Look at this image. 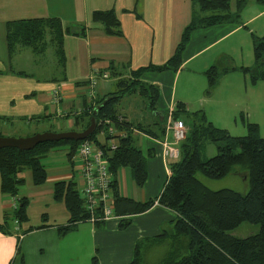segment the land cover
Returning <instances> with one entry per match:
<instances>
[{
  "label": "crops",
  "instance_id": "1",
  "mask_svg": "<svg viewBox=\"0 0 264 264\" xmlns=\"http://www.w3.org/2000/svg\"><path fill=\"white\" fill-rule=\"evenodd\" d=\"M252 1L257 5L263 4V7H259L254 15L243 17L241 20L237 19L235 23H224L194 30L190 34L189 41L181 55V65L176 72L148 70L142 73L141 82L154 85L159 89V101L155 115L173 112L178 103L183 104L189 112L197 106V103H200L201 107L196 108V111H203L205 116L210 112L209 116H213V119L209 118V122L214 127H220L226 112L235 113L241 109L236 103L228 108L216 107L215 93L203 96L201 93L196 94V100L192 102L190 97L181 92L177 93L176 88L179 81L183 85L192 81L196 76L204 75V72L212 66L213 60L218 57V53H210V51L218 44L246 30V25L253 18L264 14V0H248L240 12L242 13ZM236 9L237 0H230V12L234 13ZM106 10L115 12L122 33L120 37L105 35L103 26L92 21L93 12ZM194 14L198 17L204 15L199 11L195 0H0V137L26 138L37 133L51 131L43 129V121H47L54 111L51 92L55 89L60 91L61 96L58 106H61L64 109L63 113L67 114V112L83 109L84 101H86V108L89 107L91 102L87 93L86 99L84 97L83 88L85 87H77L76 83L88 81L92 74L105 73L108 75L106 79H98L95 88V96H103L111 93L103 91L111 78L116 79L117 84L118 79L129 76L133 70L149 65L162 66L174 54L181 34L193 20ZM205 15L209 14L205 13ZM41 18H58L62 25L69 28L71 32H79L81 28L85 29L83 36H64L63 65L60 66L56 60V65L60 70L59 77H36L25 71H13L10 67L11 58L8 55L5 40L6 23ZM258 30L261 29L258 28ZM250 35L251 43L253 36H264V34L254 33ZM120 66L121 69L118 68ZM112 72L116 76H111ZM200 86L203 88V84L200 83ZM116 90H118L117 85ZM203 92L204 89L202 94ZM137 106L138 103L130 111L117 109L120 118L124 117L125 121L145 126L155 123L153 116L148 120L141 112L138 114L135 110ZM55 116L66 121L69 127H75L73 118H61L57 114ZM161 121H163V116H161ZM235 126L236 131V120ZM223 128L230 130L227 125ZM153 130L155 133L159 132L157 126H154ZM103 137L100 133L97 138L103 141ZM134 138L145 157L147 172L145 184L137 187L128 168L120 169L113 179L116 181V190L120 197L136 202H146L157 198L163 190L170 175L168 164L172 162L163 157L165 138L159 140L142 132H135ZM167 141H172L171 134L167 137ZM75 161L74 157L68 160L72 172H77L76 175H78V166L73 164ZM50 166H52L51 174L49 175L46 171V181L42 185L32 184L30 172L18 175V178L23 179L24 182L17 198H23L27 205L26 219L19 222L17 230H22L24 235L22 239L20 237L21 242H17L16 233L3 234L0 231V264H27L31 250L28 237H33L38 233L41 235L39 241L45 240L41 243L47 250L46 254L43 252L44 254L41 255L43 257L41 264H81L82 256H86V236L76 237V234H73L76 232L71 234L68 232L65 235L57 232V227L68 223L69 213L63 202H56L53 198V188L57 181H73L76 183L77 190L80 189L82 181L79 175L76 179V175L74 176L72 172L62 174L61 169L56 170L57 167L52 164ZM26 183L31 184L32 187L26 186ZM110 197L114 204L111 190ZM59 203L64 206L63 210H60L58 214L48 212L50 208L54 209ZM11 206L12 197L1 192L0 179V224H3L4 219L9 216L8 211L12 210ZM35 208L42 210L41 222L45 221V223L31 225L29 212ZM175 217L176 215L169 209L154 205L142 214L129 217L117 216L102 226L91 224L93 229L90 230L92 241L90 243L96 252L98 263L126 264L131 262L136 242L161 235L162 228L170 224ZM121 220L130 221V225L123 231L118 229ZM11 227L14 229V226ZM81 229L86 231V228ZM9 230L7 229V232ZM17 230L14 229L15 232ZM246 232L250 231L246 230ZM42 233H47L45 239ZM77 233L79 234L78 229ZM15 250H17L16 253Z\"/></svg>",
  "mask_w": 264,
  "mask_h": 264
},
{
  "label": "trees",
  "instance_id": "2",
  "mask_svg": "<svg viewBox=\"0 0 264 264\" xmlns=\"http://www.w3.org/2000/svg\"><path fill=\"white\" fill-rule=\"evenodd\" d=\"M202 17L195 16L183 30L180 41L172 57L162 66L149 65L133 70L129 76L118 79L116 92L89 99V107L79 111L67 112L65 118H73L78 132L89 126L96 108L100 107L96 117V131L87 140L104 150L112 177L122 168H128L131 178L137 187H142L147 179L145 157L136 145L135 132H142L150 137L161 140L165 136L168 113L155 115L159 101L158 87L140 81L145 71H173L181 65V55L189 41L190 34L200 28H207L224 23H235L239 13L248 0H237L236 12H230V0H195ZM205 13L209 15H205ZM92 21L104 28L105 35L120 37L119 20L113 10L95 11ZM85 29L71 32L62 25L58 18L27 19L6 23V45L8 55L16 54L20 48H27L35 55L44 54L48 46L54 51L59 65L64 63L63 41L65 35H84ZM253 52L256 65L252 69L251 82L264 81V36L252 38ZM219 66V65H218ZM211 66L204 72L208 86L213 88L221 75L228 73L229 67ZM232 70V68H230ZM234 69V68H233ZM234 71V70H233ZM244 73L248 68H241ZM111 76H116L112 72ZM88 81L76 83L77 87L87 86ZM126 95H138L145 99L155 123L151 126L125 121L117 106ZM86 99V94L84 92ZM188 114L185 106L176 104L171 113L172 120H179ZM161 116L163 121L160 122ZM191 126H187L185 139L179 143L180 157L169 163V178L157 198L146 202H136L120 197L113 179L111 187L114 200V214L119 217H129L145 213L155 203L172 211L176 217L162 229V234L152 238L137 241L131 262L126 264H143L144 250L165 246L166 251L157 264H264V138L259 137V127L255 123L246 124L247 135L233 137L226 130L214 127L207 121L204 113L198 111L188 114ZM61 117V118H64ZM109 120L120 134L111 137L104 134L103 141L97 137L105 131L100 123ZM158 127L155 133L153 127ZM152 127V128H151ZM51 132V131H48ZM116 140V148L111 151L104 142ZM216 145V156L201 161L199 147L203 141ZM80 142L62 140L45 142L30 151H19L13 148L0 150V179L1 192L17 198L24 180L18 175L29 171L32 184L42 185L46 181L47 172L42 163L54 148L63 145L68 152V160L76 154ZM211 180H219L234 174L249 181V191L245 194L230 189L211 190L203 185L197 174ZM53 198L63 202L69 220L65 226L57 227L60 235L73 231L77 224L87 222V215L81 209L76 183L73 181H57L53 188ZM18 206L13 216L18 222L26 219V205L23 198H17ZM4 224V223H3ZM243 224L255 226L246 237L232 235ZM102 226L103 223H97ZM130 225L129 220H121L118 229L123 231ZM160 248V247H159ZM92 264H99L97 256L92 258Z\"/></svg>",
  "mask_w": 264,
  "mask_h": 264
},
{
  "label": "rangeland",
  "instance_id": "3",
  "mask_svg": "<svg viewBox=\"0 0 264 264\" xmlns=\"http://www.w3.org/2000/svg\"><path fill=\"white\" fill-rule=\"evenodd\" d=\"M249 4L250 5H247V7L242 11V13L240 12V17L238 19L241 20L243 19V17H250L254 15L256 11H258L259 7L260 8L263 7V4L257 5L256 3H253V1L249 2ZM246 26H247L246 30L241 31L239 34L218 44L210 51V53L213 52L218 53V57L216 58V60H213L211 64L212 66L222 65V67H229L227 68L229 69L228 73L224 75L222 74L221 77L218 78L216 85L213 88H210L208 86L206 76L201 74L199 76L194 77L192 81H188L186 84L183 85H181L179 81L176 89H177V93L181 92V94H185V96L190 97L192 102L196 100L195 97L196 94L201 93V95L203 96L205 94L209 95L211 93H215L216 99L214 104L218 108H220L221 106H223V108L224 107L228 108V107H232L233 103L238 104L241 109H239L235 113H233L232 111L226 112L222 125L220 127L219 126L217 127L215 126V127L226 130L229 133V135L233 137H241L248 134L246 124L256 122L258 124V127L260 125V131L258 133V136L264 138V81H258L256 83L251 82V76L253 74L252 69L257 65L255 62L253 45L251 43V38H250L251 33L264 34V14H261L253 18V20L249 22L248 25ZM258 28L261 30H258ZM242 40H245L247 42H243ZM10 67L13 69V71H18V70L25 71L26 73H29L36 77L60 76V70H58V67L56 65V58L54 56V51L51 46H48L45 53L41 55H35L31 52V50L27 48H20L16 54L11 56ZM118 68L121 69V66ZM230 68H232V70ZM241 68H248L250 71L244 73L243 71H241ZM200 83L203 84V88L200 86ZM115 84H116V79L111 78L107 82V87L103 91L105 90L108 92L115 91L116 90ZM203 89H204L203 92L204 94H202ZM83 92H85L86 94V88H83ZM227 97L229 98V100ZM137 103L138 106L135 110L138 112V114L139 112H141L143 116L149 120L151 118V113L149 109H145L147 108L145 99L137 97L135 95H126L118 104L117 109L123 111H126L128 109V111H130L134 107H136ZM52 105L54 107V111L49 116L48 118L49 120L47 119L48 122L45 120L43 121V129L44 130L50 129L51 132L54 131L57 133L70 132V131L78 132L79 131L78 128L69 127L66 121L60 120L55 116L56 113L59 111L64 112L63 111L64 109L61 106L55 105L53 103ZM196 105L197 106L190 109L188 114L198 112L196 110L198 109V107L199 108L201 107V104L197 103ZM202 113L204 112L202 111ZM188 114L182 115L180 117L181 118L180 121L185 125V127L189 125L191 126V120ZM209 114H207L208 117H206L207 115L205 116L208 122H209V118L213 119V116H209ZM226 118L229 119L227 120ZM235 120L237 123L236 131H235L236 129ZM226 125L230 127V130L223 128ZM1 134L4 135L3 133ZM2 137L21 138L19 136H9V137L2 136ZM65 152H67L66 146L60 145L54 148L45 158L42 159V163L45 166V169L49 175L51 174L50 172V169L52 167L50 166L51 164L57 167L56 170L61 169L62 174L65 173L67 174L68 172L69 173L72 172ZM216 154H217V148L214 143L209 142L207 140L202 142L201 146L199 147V155L201 161H206L216 156ZM75 159L76 161L73 163L74 166H79L80 162L78 158ZM126 171L128 172L127 169ZM72 174L75 176L77 172L75 173L72 172ZM77 176L78 175L75 176L76 179H78ZM197 179L207 188L214 191L220 189H230L237 193L245 194L249 191V187H250L248 180H244L241 177L233 174L228 175L219 180H211L204 177L202 174L198 173ZM127 180L129 182L128 177ZM26 186L32 187V185L29 183H26ZM63 208L64 206L61 203H59L58 205H56L54 209L50 208L48 212L58 214V212H60V210H63ZM41 211L42 210L35 208L34 210L29 212L30 220L32 223L31 225H39L38 223L41 222L40 214L43 213ZM14 212L15 211L9 209L8 211L9 216L4 219V224H0V231L3 234L16 233L18 236V239H16V241L21 242L20 237L21 239L23 238L24 232L19 229L17 230L19 222L18 224H15L14 222L15 218L13 216ZM41 223H45V221ZM11 226H14V229L16 228L17 232H15L13 227ZM91 226L92 225L89 222L86 223L83 222L77 224L74 231L69 232V234L76 232L73 233L76 234L75 235L76 237L79 235H81V237L86 236V256H82L81 264H92V258L96 257V252L91 247V243H90L92 242L90 239L91 238L90 230L93 229ZM81 228H86V231H83ZM245 228H249V230L252 229L255 231L256 227L249 224H243L240 227H238L235 231H232L231 234L235 236L240 235V237H246L248 235L246 233L248 232L244 230ZM7 229H10L9 232H7ZM77 229L79 231V234L77 233ZM46 235L47 233H42L44 239ZM39 236H41L40 233H38L33 237H28L29 238L28 242L31 243V250L28 256L29 259L27 261V264H41V260H43V257H41V255H43L44 253L46 254L47 250L45 246H42L45 240L39 241ZM159 247H155L153 249L147 248L146 250H144L143 264H157L159 262V260L162 258L161 256L166 251L165 246H159ZM16 252L17 250H15V253Z\"/></svg>",
  "mask_w": 264,
  "mask_h": 264
},
{
  "label": "built area",
  "instance_id": "4",
  "mask_svg": "<svg viewBox=\"0 0 264 264\" xmlns=\"http://www.w3.org/2000/svg\"><path fill=\"white\" fill-rule=\"evenodd\" d=\"M108 75L103 73H94L88 79L86 88L87 96L91 99L95 96V88L97 87L98 79H106ZM53 92V93H52ZM51 92V100L53 104H59L61 100L60 91L55 89ZM171 113H168V118L165 127V141L163 143V157L170 162H175L180 157L178 145L185 137L187 129L179 120H172ZM59 117L66 116V113L61 111L56 113ZM121 121V118H119ZM105 128L101 134H107L111 137L120 136L113 128L109 120H104L100 123ZM171 134L172 141L168 142L167 137ZM111 151L116 148V140L110 139L106 145ZM74 158H78L80 164L78 166V175L82 181L81 187L78 190L81 200V209L87 215V222L92 225L97 223H106L111 219L117 218L114 214L113 204L111 202L110 190L113 184V177L109 169L108 160L103 149L94 145L88 140L82 141L76 150ZM12 197V210L15 211L18 206L16 197ZM157 205V203H155ZM18 224V221H14Z\"/></svg>",
  "mask_w": 264,
  "mask_h": 264
},
{
  "label": "water",
  "instance_id": "5",
  "mask_svg": "<svg viewBox=\"0 0 264 264\" xmlns=\"http://www.w3.org/2000/svg\"><path fill=\"white\" fill-rule=\"evenodd\" d=\"M100 107L96 108L93 117L89 121V126L80 132H43L35 134L26 138H4L0 137V150L5 148H13L19 151H30L37 145L45 142H59L62 140H71L74 142H80L87 140L96 131V117Z\"/></svg>",
  "mask_w": 264,
  "mask_h": 264
}]
</instances>
